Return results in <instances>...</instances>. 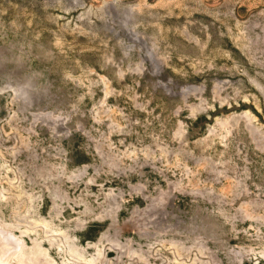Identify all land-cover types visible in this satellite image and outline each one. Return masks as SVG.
<instances>
[{
	"label": "rangeland",
	"instance_id": "1",
	"mask_svg": "<svg viewBox=\"0 0 264 264\" xmlns=\"http://www.w3.org/2000/svg\"><path fill=\"white\" fill-rule=\"evenodd\" d=\"M0 264H264V0H0Z\"/></svg>",
	"mask_w": 264,
	"mask_h": 264
}]
</instances>
